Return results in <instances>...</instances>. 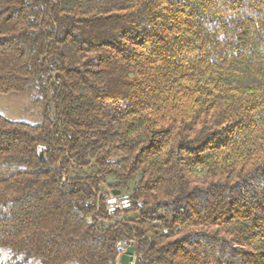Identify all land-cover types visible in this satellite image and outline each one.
<instances>
[{"label": "trees", "instance_id": "1", "mask_svg": "<svg viewBox=\"0 0 264 264\" xmlns=\"http://www.w3.org/2000/svg\"><path fill=\"white\" fill-rule=\"evenodd\" d=\"M0 92L14 264H264V0H0Z\"/></svg>", "mask_w": 264, "mask_h": 264}, {"label": "rangeland", "instance_id": "2", "mask_svg": "<svg viewBox=\"0 0 264 264\" xmlns=\"http://www.w3.org/2000/svg\"><path fill=\"white\" fill-rule=\"evenodd\" d=\"M43 107L36 103L30 92H0V113L6 117L29 123H37L41 120ZM108 190L104 186L103 191ZM8 249L0 250V264H14ZM26 264H41L40 259L32 258ZM69 264H78L70 262Z\"/></svg>", "mask_w": 264, "mask_h": 264}, {"label": "built area", "instance_id": "3", "mask_svg": "<svg viewBox=\"0 0 264 264\" xmlns=\"http://www.w3.org/2000/svg\"><path fill=\"white\" fill-rule=\"evenodd\" d=\"M108 197L106 199V206L110 212L123 213L125 210L131 208L132 200L128 193L115 194L108 190ZM136 256L134 253V259L130 264H135Z\"/></svg>", "mask_w": 264, "mask_h": 264}, {"label": "water", "instance_id": "4", "mask_svg": "<svg viewBox=\"0 0 264 264\" xmlns=\"http://www.w3.org/2000/svg\"><path fill=\"white\" fill-rule=\"evenodd\" d=\"M115 194H120V190H115ZM135 247L130 245L127 247L125 252L120 256V264H130L131 261L134 259Z\"/></svg>", "mask_w": 264, "mask_h": 264}]
</instances>
